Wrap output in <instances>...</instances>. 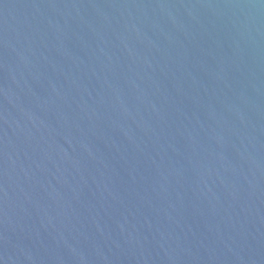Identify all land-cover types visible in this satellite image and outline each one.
Wrapping results in <instances>:
<instances>
[{
    "label": "water",
    "instance_id": "95a60500",
    "mask_svg": "<svg viewBox=\"0 0 264 264\" xmlns=\"http://www.w3.org/2000/svg\"><path fill=\"white\" fill-rule=\"evenodd\" d=\"M0 264H264V0H0Z\"/></svg>",
    "mask_w": 264,
    "mask_h": 264
}]
</instances>
